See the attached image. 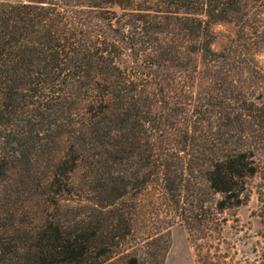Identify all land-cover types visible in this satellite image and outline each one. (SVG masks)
<instances>
[{"label": "trees", "instance_id": "1", "mask_svg": "<svg viewBox=\"0 0 264 264\" xmlns=\"http://www.w3.org/2000/svg\"><path fill=\"white\" fill-rule=\"evenodd\" d=\"M258 1L0 0V264H106L131 232L126 199L150 183L203 185L213 214L247 204L264 176V104L218 70L211 28Z\"/></svg>", "mask_w": 264, "mask_h": 264}, {"label": "rangeland", "instance_id": "2", "mask_svg": "<svg viewBox=\"0 0 264 264\" xmlns=\"http://www.w3.org/2000/svg\"><path fill=\"white\" fill-rule=\"evenodd\" d=\"M119 14L118 9H113L107 17L115 23L114 15L118 17ZM211 30L215 36L211 49L225 53L228 59L218 64V70L229 71L226 73L234 79L248 102L264 104V0L250 5L249 16L242 23H221L212 26ZM228 63L232 64L229 69L224 67ZM261 166L264 167V160ZM72 181L82 188L84 176L77 174ZM263 186L261 174L252 181L247 204L223 214H213L208 209L209 204H203L211 201L203 185H195L194 193L186 185L179 191L164 192L157 183H150L139 193L130 190L125 218L130 222L131 232L109 246L106 264H207L212 255L224 253H228L235 263L251 264L261 255L258 254L260 246H264V239L257 236L262 229L252 218L259 205L256 193L264 189ZM104 197L97 193L94 201ZM102 214L97 213L95 216L99 217L91 219L92 226L101 233L98 237L108 225V213L103 211ZM214 218H219L220 222L215 224ZM256 241L260 246L257 253H252Z\"/></svg>", "mask_w": 264, "mask_h": 264}]
</instances>
